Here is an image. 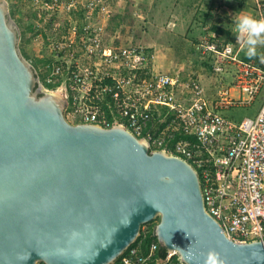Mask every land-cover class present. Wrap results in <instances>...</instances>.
Here are the masks:
<instances>
[{"label":"water","instance_id":"95a60500","mask_svg":"<svg viewBox=\"0 0 264 264\" xmlns=\"http://www.w3.org/2000/svg\"><path fill=\"white\" fill-rule=\"evenodd\" d=\"M18 41L0 0V264H114L157 219L185 264H264V240L235 242L207 212L189 162L124 127L69 122Z\"/></svg>","mask_w":264,"mask_h":264},{"label":"built area","instance_id":"2783aa9c","mask_svg":"<svg viewBox=\"0 0 264 264\" xmlns=\"http://www.w3.org/2000/svg\"><path fill=\"white\" fill-rule=\"evenodd\" d=\"M59 0H35L38 8L54 9ZM120 0H66L72 20L67 44L59 46L54 75L62 76L55 91L66 101L65 115L74 124L103 128L120 126L162 151L189 162L197 171L207 212L227 237L238 243L264 240V103L255 118L237 123L223 111L253 103L264 87V68L244 60L236 46L210 33L197 50L209 62L214 88L179 68L164 72L150 47L125 44L109 22ZM264 19V0H256ZM82 43L79 56L65 59L63 50ZM231 77V80L228 78ZM48 82L56 84L55 78ZM39 84L43 85L39 80ZM158 244L154 243L151 252ZM177 257V260L174 258ZM149 257L133 248L124 264H144ZM157 264H185L168 251Z\"/></svg>","mask_w":264,"mask_h":264},{"label":"rangeland","instance_id":"374dc122","mask_svg":"<svg viewBox=\"0 0 264 264\" xmlns=\"http://www.w3.org/2000/svg\"><path fill=\"white\" fill-rule=\"evenodd\" d=\"M7 3L9 17L18 27L19 41L18 47L22 55L30 62L43 84L48 78V64L56 63L59 46L62 43L64 34H69L71 21L77 20L81 27L83 16L75 12L67 11L64 8L66 0H59L58 5L51 10L39 9L35 0H3ZM168 0H120L115 6L111 21L109 22V33L119 32L122 42L125 44H138L150 47L157 54V65L162 67H173V69L184 68L186 74L199 76L206 84L208 92L214 88V74L209 62L202 58L197 50V43H176L169 42L168 37L163 36L162 30L165 24L172 18L164 10V3ZM260 18V16H258ZM257 18V19H259ZM183 46L184 55L180 54L179 47ZM173 49L174 55H170L169 49ZM177 49V50H176ZM82 50V43L78 40L75 46L63 50L65 59H73L79 56ZM259 51L264 53V47ZM167 54V56H166ZM160 56V57H159ZM74 61V59L72 60ZM258 61V60H257ZM49 63V62H48ZM264 68V61L257 62ZM159 68V69H160ZM231 80V77L228 78ZM58 98L63 100V95L59 91L53 92ZM264 103V87L257 99L247 105H235L228 107L223 114L230 120L240 123L246 118H255ZM159 223V219L156 222ZM149 227H143L147 231Z\"/></svg>","mask_w":264,"mask_h":264},{"label":"crops","instance_id":"0c3cea01","mask_svg":"<svg viewBox=\"0 0 264 264\" xmlns=\"http://www.w3.org/2000/svg\"><path fill=\"white\" fill-rule=\"evenodd\" d=\"M164 7L169 17H172L162 30L169 42L199 43L204 36L215 32L222 40L233 43L241 58L245 52L243 45L237 42V37L231 31L233 19L240 12L259 18L256 0H168ZM183 49L180 46L176 52L184 55ZM169 52L174 55L175 51L171 48ZM157 67L160 68L158 65ZM172 68L165 66L159 70L172 73L177 70L174 68L172 71Z\"/></svg>","mask_w":264,"mask_h":264},{"label":"clouds","instance_id":"9594fccd","mask_svg":"<svg viewBox=\"0 0 264 264\" xmlns=\"http://www.w3.org/2000/svg\"><path fill=\"white\" fill-rule=\"evenodd\" d=\"M231 31L237 37V42L243 45L245 56L248 59L259 58L264 61V53L259 51L260 48L264 47V19H257L251 14L240 12L233 19ZM42 86L52 93L55 91V89L48 88L46 84ZM252 256L256 259H264L258 252L252 253ZM17 258L20 260L28 259L24 256ZM189 258L191 259V257ZM219 264H224V261L220 260Z\"/></svg>","mask_w":264,"mask_h":264},{"label":"trees","instance_id":"16d2710c","mask_svg":"<svg viewBox=\"0 0 264 264\" xmlns=\"http://www.w3.org/2000/svg\"><path fill=\"white\" fill-rule=\"evenodd\" d=\"M197 47V45H196ZM242 58L245 59V60H250L248 59L245 55H242ZM251 60H255L256 62H259L261 61L259 58L257 59H251ZM258 60V61H257ZM47 64H48V78L47 79H44L46 81V86L50 89H55L57 86H59V84L61 83V79H62V76L60 75H54V64L55 63H51L50 60H47L46 61ZM49 62V63H48ZM49 78H55L56 79V84L52 83V82H48V79ZM158 220V219H157ZM157 220H154L150 223H147L146 225H144L143 227H146L148 226L149 228L147 229V231H143L142 229V232H141V235L140 237L138 238V240L133 244L131 245V247L122 255L120 256L114 264H124L123 263V258L127 255H129L130 251L133 249V248H136V247H139L140 248V254L144 257H149L148 260H146V262L144 264H157V262L161 259H165L168 255V249L164 246H162L160 243H159V240H158V237L156 235V227H157ZM154 243H157L158 244V248L155 252H151V249H152V246ZM177 257L176 256L174 258V260H177ZM39 264H45V263H39Z\"/></svg>","mask_w":264,"mask_h":264}]
</instances>
